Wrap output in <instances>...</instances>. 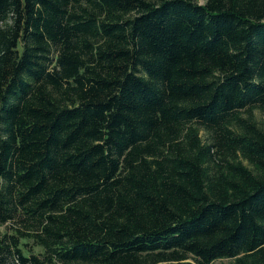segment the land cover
Returning <instances> with one entry per match:
<instances>
[{"label": "trees", "instance_id": "obj_1", "mask_svg": "<svg viewBox=\"0 0 264 264\" xmlns=\"http://www.w3.org/2000/svg\"><path fill=\"white\" fill-rule=\"evenodd\" d=\"M264 0H0V264H264Z\"/></svg>", "mask_w": 264, "mask_h": 264}, {"label": "rangeland", "instance_id": "obj_2", "mask_svg": "<svg viewBox=\"0 0 264 264\" xmlns=\"http://www.w3.org/2000/svg\"><path fill=\"white\" fill-rule=\"evenodd\" d=\"M256 119L264 123V114L260 111H256ZM212 264H230L229 259H219L212 262Z\"/></svg>", "mask_w": 264, "mask_h": 264}]
</instances>
